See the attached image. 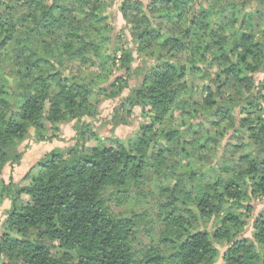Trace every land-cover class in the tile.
<instances>
[{
  "label": "trees",
  "instance_id": "16d2710c",
  "mask_svg": "<svg viewBox=\"0 0 264 264\" xmlns=\"http://www.w3.org/2000/svg\"><path fill=\"white\" fill-rule=\"evenodd\" d=\"M259 199L264 0H0V264H264Z\"/></svg>",
  "mask_w": 264,
  "mask_h": 264
},
{
  "label": "rangeland",
  "instance_id": "374dc122",
  "mask_svg": "<svg viewBox=\"0 0 264 264\" xmlns=\"http://www.w3.org/2000/svg\"><path fill=\"white\" fill-rule=\"evenodd\" d=\"M119 21L117 24L118 26L123 24V20L121 18H119ZM114 103H112L111 101H106L103 104V115H107L110 113V111L113 109ZM131 120L133 122V124L131 126H120L116 129L115 134L116 137H118L119 139H123V140H128L132 134L137 131L139 129V126L142 123H147L151 120L150 116H144L142 114V111L140 108L136 107L132 110V114H131ZM66 132H62L61 136L63 137H67L68 135L72 134V131L70 130H65ZM57 143V142H56ZM28 145H30V147H25L26 148V154L24 157V161H23V165L18 167L15 171V176H16V180H19V182H22L23 184L29 183L30 180H26V176L28 175V171L33 167V164L36 162V160L43 154L44 149H42V147L38 146L37 144H32V142H28ZM59 144V143H57ZM61 144V143H60ZM26 145V143H25ZM24 145V146H25ZM40 145V144H39ZM48 145V146H52ZM9 179V178H6ZM255 204H257L256 209L254 210V212H252L250 214V216H256L263 208H264V204H262L261 199L259 200H254ZM207 228L209 230H213L214 226L212 224V222H210L207 225ZM247 237L252 238L253 237V229L251 227L246 229V234ZM223 251V249H222ZM220 262H222V258L216 262V264H219Z\"/></svg>",
  "mask_w": 264,
  "mask_h": 264
}]
</instances>
